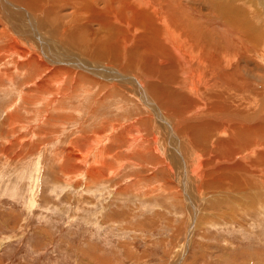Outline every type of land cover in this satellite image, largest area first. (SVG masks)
Masks as SVG:
<instances>
[{
	"label": "rangeland",
	"instance_id": "374dc122",
	"mask_svg": "<svg viewBox=\"0 0 264 264\" xmlns=\"http://www.w3.org/2000/svg\"><path fill=\"white\" fill-rule=\"evenodd\" d=\"M14 4L9 7L16 12L22 4ZM197 5L191 2L190 7ZM183 6L190 12V7ZM27 18L23 15L21 19ZM8 21L1 13L0 264H264V184L256 186L259 196L247 188L244 192L233 186L226 189L228 184L224 189L210 187L209 179L218 170L237 164L224 156L221 147L218 150L217 142L222 138L218 129H213L217 138L209 143L216 145L215 157L227 161H213V155L203 159L200 181L192 176L191 164L185 161L190 182L180 180L181 159L174 151L168 156L173 143L165 140L161 122L152 116L146 101L122 86L109 90L110 86L100 88L82 81L75 89L71 74L64 80L63 89L49 91L46 86L39 90L36 86L44 71L39 76L32 67L29 73L27 66L18 65L17 54L8 53L13 40L18 48H32L19 43V33L12 32ZM49 29L47 24L39 26L44 38L55 41L60 54L78 53V57L86 58L74 41L51 35ZM99 32L106 33L102 28ZM230 50L234 52V47ZM254 60L248 54L236 56L235 76L264 85V62ZM100 64L106 65L105 61ZM128 68L131 71L126 70V76H137V69ZM227 68L224 71L230 73ZM77 73L86 74L83 70ZM57 79L52 83L60 82ZM192 107L185 113H193ZM165 109L169 116L183 115V111ZM230 111L237 121V115L243 120L242 106L220 112ZM217 122L224 125L220 120L210 123ZM123 132L132 134L131 138L133 134L143 135L140 150L135 146L138 141L131 147L122 141ZM99 134L102 137H97ZM146 139H150L149 145L155 140L154 150L145 147ZM87 145L93 149L87 159L65 157L66 153L81 155ZM104 147L109 150L105 177L91 182V168L103 163L104 155L99 151Z\"/></svg>",
	"mask_w": 264,
	"mask_h": 264
},
{
	"label": "bare ground",
	"instance_id": "6f19581e",
	"mask_svg": "<svg viewBox=\"0 0 264 264\" xmlns=\"http://www.w3.org/2000/svg\"><path fill=\"white\" fill-rule=\"evenodd\" d=\"M15 1L18 2L17 6L20 3L22 5L13 12L10 5H16ZM197 1L0 0V6L6 4L1 13L8 17L7 24L12 32L19 33V43L28 49L32 45L29 50L20 46L18 48L16 40H13L8 53L17 54L19 58H15L18 65L27 66L28 72L34 67L35 73L41 76L40 72L44 71L43 77H38L40 81L36 87L39 90L46 86L49 91L61 90L64 80L71 74L75 80L72 85L75 89L82 81H87L88 84L92 82L100 88L110 86L109 90L122 86L134 96L141 97L142 101L149 104L151 114H154L152 116L161 122L165 140L169 139L173 143L168 156L172 157L170 154L173 151L178 153L183 171L179 179L187 182H190V179L186 173L188 171L185 161L190 162L192 176L200 181L204 172L203 159H209L211 155L215 157L213 149L216 145L213 144L212 147L209 140L217 138L212 132L213 129H218L217 134L222 137L217 142L218 150L221 147L224 156L230 157L228 160L232 159V163L237 164L234 166L230 163L234 167L225 166L226 168L218 170L217 174L213 173L214 178L209 179L210 187L224 189L225 184H228L226 189L233 186L235 190L244 192L247 188L259 196L260 183L264 184V85L249 83L243 80L242 76H235L236 67L233 60L236 56L248 54L255 62L256 59L264 62V0ZM191 2L198 5L190 7ZM184 4L190 7V12L185 9ZM67 9L70 10L69 14L64 13ZM10 13H13V16ZM23 15L28 18L21 19ZM46 24L51 27L47 33H55L60 38L74 41V45L77 44L80 49L79 52L85 51L82 55L86 58L78 57V53V56L60 54L55 41L49 37L44 38L39 30V26L43 28ZM101 28L106 33L99 32ZM233 47L234 52L230 50ZM102 61H105V66L100 64ZM230 64L232 66L227 68ZM128 67L137 69V76H126L124 72L131 71ZM225 68L231 70L230 73L225 72ZM82 70L87 76L82 74L81 80L82 75L77 72ZM139 74L143 77L140 78ZM57 78L60 82L53 84ZM247 85L253 86L246 87ZM152 98L156 99L159 105ZM164 104L170 107L169 112L183 111V115L173 113L174 116H169L165 112L167 109ZM189 106L195 108L193 113H185ZM240 106L244 109L243 115L241 114L243 120L237 115V121L236 115L231 111L220 112ZM216 120L223 121L226 125L210 123ZM236 122L237 126H231ZM100 134L97 137H102ZM129 134L123 132L122 141L128 143L129 147L138 141L135 146L140 150L138 146L142 145L143 135L133 134L131 138ZM149 141L150 139L145 140V147H152V151L156 148V142L153 140L152 145H149ZM89 146H85L80 152L81 155L66 153L65 157L71 160L82 157L87 159L93 152ZM192 146L200 150H193ZM178 147L182 148L183 152L178 150ZM107 152L109 150L105 147L100 149L99 153L104 155V161L100 166L91 168L94 173L91 182L105 177L104 169L109 163L106 160ZM226 159L215 157L213 161L222 163L227 161ZM167 164L169 166V161ZM209 164L213 166V163ZM112 169L114 168L110 167V171H113ZM246 184L248 186L243 187Z\"/></svg>",
	"mask_w": 264,
	"mask_h": 264
}]
</instances>
